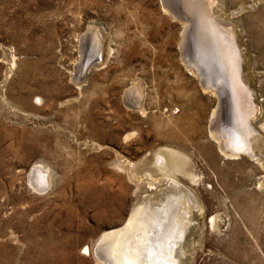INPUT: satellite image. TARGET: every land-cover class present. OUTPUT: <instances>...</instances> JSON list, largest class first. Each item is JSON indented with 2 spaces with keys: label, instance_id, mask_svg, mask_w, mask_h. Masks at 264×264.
<instances>
[{
  "label": "rangeland",
  "instance_id": "1",
  "mask_svg": "<svg viewBox=\"0 0 264 264\" xmlns=\"http://www.w3.org/2000/svg\"><path fill=\"white\" fill-rule=\"evenodd\" d=\"M171 2L0 0V264H105L97 241L128 223L164 148L200 204L180 264H264V0H204L259 105L260 161L210 137L226 134V106L190 73L192 24Z\"/></svg>",
  "mask_w": 264,
  "mask_h": 264
},
{
  "label": "bare ground",
  "instance_id": "2",
  "mask_svg": "<svg viewBox=\"0 0 264 264\" xmlns=\"http://www.w3.org/2000/svg\"><path fill=\"white\" fill-rule=\"evenodd\" d=\"M171 3L177 6V15L186 16V19L192 24V27L189 30L190 32L188 31L190 35L189 40L191 50L189 51L191 52V55L197 59L200 68L206 69L208 67L210 71H208L209 69L207 71L210 72L211 75H215L214 77H216V75L220 76V82L223 84V89L227 95L228 102L229 100L233 101L232 110L237 119L239 117L238 121H240L241 125H239L240 130L238 134H240L245 140H248L242 144V146H249L252 138H250L251 136L248 137V133L251 135L252 130L251 132H246L244 130V125L240 116L242 112L241 102L245 104H247V102L245 100L242 101L245 91L238 74L240 54L237 48L228 35L223 34L225 36L223 37L218 29L210 28L208 22L210 10L204 0H173ZM172 10L175 11L173 8ZM189 71L191 74L196 75L192 68ZM204 89L207 90L206 88ZM211 92L215 95L212 90ZM126 99H129L128 101H134L135 104L140 103V100L138 101L139 89L136 87L129 89ZM255 108L258 113L259 107ZM140 110L142 109L140 108ZM219 111V114H221L220 108H218V112ZM226 111L228 114L229 109L227 106ZM213 117H215V110L213 111L211 118ZM254 118L255 117L252 118L251 124ZM210 137L213 139L214 143L218 145L219 152L223 157L237 158L236 154L224 151L220 140L213 136L211 132ZM234 149L236 150V146H233L231 151H234ZM257 149L260 150L259 146ZM256 156L258 157L260 155ZM257 157L253 159L260 161ZM154 161L155 162H153L152 166L154 165L155 170L153 169L154 172H149L151 174L147 175L149 178L153 179L149 180L145 189H143L146 196L141 202L139 201L140 204H137L133 208L128 223L120 230L105 233L104 236L97 241V248L94 250L93 255H95L98 260L105 262V264H180L178 251V248L181 246L180 240L184 235H188H186V233L189 230L190 223L194 216V207L197 206L200 208V204L193 197L190 189L188 190V188L184 186L185 184L183 185L180 183L175 175L184 174L186 172L185 166L187 161L181 153L172 149L164 148L156 152ZM260 162L264 168V161ZM36 169H38V167L33 169L32 173L38 174ZM143 169L145 170L144 167ZM155 171L158 172V175ZM154 186L156 187V193H153L152 195L147 194ZM158 186L160 188H158ZM215 218L217 217L213 216V218H211V225H214ZM153 240H158L157 244L153 245ZM144 257L148 258V263Z\"/></svg>",
  "mask_w": 264,
  "mask_h": 264
},
{
  "label": "water",
  "instance_id": "3",
  "mask_svg": "<svg viewBox=\"0 0 264 264\" xmlns=\"http://www.w3.org/2000/svg\"><path fill=\"white\" fill-rule=\"evenodd\" d=\"M211 20L209 19L208 17V22L210 24V28L213 29V28H216L219 30L220 33H222L221 35H228L230 37V39L233 41L234 43V40L232 39V35L229 33L230 31L229 30H225L226 32H224L223 29H221L220 27L218 26H214L211 22ZM229 31V32H228ZM223 35V37H225ZM241 59V58H240ZM100 61V56L99 55H94L93 57L92 56H87L86 57V61L84 63V69H88V67L90 66H96L97 63ZM187 66H189L190 68H192L198 79H199V82L202 86V88H206L207 90L209 91H213L218 99V108L221 107V105H225L227 106V108L229 109L228 111V115H227V121H228V129L226 131V134H223V135H220L218 136V139L220 140V143H221V146H222V149L224 151H226L227 153H232V154H236L237 158L241 157V156H245L247 158H250V159H253L256 157V148H255V145H254V141H255V137L257 135V131L256 129H254V127H252V124H251V120L253 117L256 116L257 114V111H256V108L257 105L256 103L254 102V100L252 99V91L251 90H248V88H246L247 86H245V83L242 79V73H241V68L242 67V62L240 61L239 62V77H240V81H241V84L244 88V91H245V94H244V97L242 99V101H246L247 104L241 102V121L244 125V130L247 132V131H250L252 130V134L250 135L248 133V137L252 138L251 140V144L249 146H242V144H244L245 142H247L248 140H245L244 138H242L240 136V134H238L239 130H240V121H238L234 111L232 110L233 108V101L232 100H229L228 102V99H227V95L223 89V84L220 82L221 79H220V76H217L214 77L215 75H211L210 72V69L207 67L206 69H203V68H200L198 66V62H197V59H193V60H190L189 62H186ZM209 69V70H208ZM208 70V71H207ZM207 71V72H206ZM126 98V97H125ZM129 100V99H128ZM127 99H125V104L127 106H129L130 108L132 109H137L140 105V103H137L138 104H135L134 101H128ZM140 99H138L139 101ZM133 102V103H132ZM246 110V111H245ZM252 128V129H251ZM233 146H236V150L234 149V151L231 149L233 148ZM185 238V235L184 237H182V239L180 240L181 241V245H182V242ZM157 241L158 240H153V245L154 244H157ZM157 247V246H156ZM180 248V247H179ZM179 248H178V251H179ZM146 251V249H145ZM177 252V250H176ZM100 257H102L101 255H99ZM145 256V255H144ZM104 257V256H103ZM148 263V258L147 257H144ZM107 261V260H106ZM109 264V263H107Z\"/></svg>",
  "mask_w": 264,
  "mask_h": 264
}]
</instances>
